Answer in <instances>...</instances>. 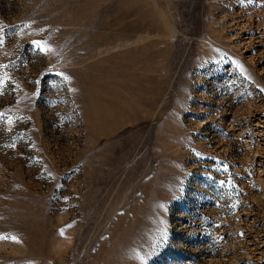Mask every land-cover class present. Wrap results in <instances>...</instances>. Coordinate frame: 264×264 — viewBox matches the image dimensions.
Returning a JSON list of instances; mask_svg holds the SVG:
<instances>
[{
	"label": "rangeland",
	"instance_id": "rangeland-1",
	"mask_svg": "<svg viewBox=\"0 0 264 264\" xmlns=\"http://www.w3.org/2000/svg\"><path fill=\"white\" fill-rule=\"evenodd\" d=\"M0 264H264V0H0Z\"/></svg>",
	"mask_w": 264,
	"mask_h": 264
},
{
	"label": "crops",
	"instance_id": "crops-1",
	"mask_svg": "<svg viewBox=\"0 0 264 264\" xmlns=\"http://www.w3.org/2000/svg\"><path fill=\"white\" fill-rule=\"evenodd\" d=\"M102 61H103V63H102ZM98 62H99L98 63L99 65L97 67H94V70L93 69L90 70L89 77H88L90 86H92V87H90V91H91V93L89 94L90 99H91V97L93 95L96 96V97H100V98L102 97L103 98L104 91H106L107 90V86H109L108 84H106V83H109L108 82V77H109V74H110L109 73L110 72L109 67L112 66V68H114L113 65H116V64L120 63V61L118 62V59L114 60V59H110V58L109 59H105V60L101 59ZM102 64L104 65V67L102 66ZM135 74L136 73H134V75ZM140 75H141V73H140ZM148 75H151V77H148ZM138 80H140L142 82L145 81L146 84H147V88L146 89L140 88L139 90H136L134 92L131 91L130 94L133 96L135 101H136L138 96H141V97L138 98V101H140L139 104L142 103L143 101H145L146 99H147V101L150 100L152 102V99H149V98H154L150 94L151 93L150 90H154L152 74L148 73L145 76H140V77L138 76ZM163 88H164V84H162L159 87V89L155 88L157 90V93H158L157 96L162 95V89ZM157 96H155V97H157ZM100 104H101L100 101H97V102H93L92 100L90 101V111H92V112L94 111L96 119L103 118V115L99 112L100 109H101V105ZM137 107L134 109L136 111V113H137V110H136Z\"/></svg>",
	"mask_w": 264,
	"mask_h": 264
},
{
	"label": "bare ground",
	"instance_id": "bare-ground-1",
	"mask_svg": "<svg viewBox=\"0 0 264 264\" xmlns=\"http://www.w3.org/2000/svg\"><path fill=\"white\" fill-rule=\"evenodd\" d=\"M111 93L110 94H113V95H115L114 94V92L113 91H110ZM125 107V108H124ZM131 107H130V102L129 101H127V103L126 104H123L122 106H121V109L120 108H114V107H110L109 109H108V115L109 116H111L112 118L113 117H116L117 116V114H122V113H124V112H129ZM128 109V110H127Z\"/></svg>",
	"mask_w": 264,
	"mask_h": 264
}]
</instances>
